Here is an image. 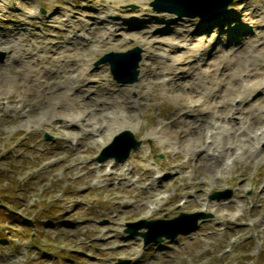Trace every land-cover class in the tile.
Listing matches in <instances>:
<instances>
[{"label": "bare ground", "instance_id": "1", "mask_svg": "<svg viewBox=\"0 0 264 264\" xmlns=\"http://www.w3.org/2000/svg\"><path fill=\"white\" fill-rule=\"evenodd\" d=\"M60 2L63 6L50 10L46 17L32 5L14 7L11 25L0 30V51L6 53V62L0 65V102L6 100L5 113L10 106L14 114L22 115L23 123L47 128L56 134L55 139L64 135L81 145L82 139L104 134L107 140L117 131L130 130L129 125L139 127L138 111L150 102L171 98L173 109L146 136L158 134L155 141L160 148L183 154L186 165L194 163L190 179L202 170L204 177L218 181L240 161L264 165L260 147L264 142V28L260 27L264 0L255 6L235 0L234 8L211 21L150 13L145 6L149 0H91V5L81 9L67 7L68 0ZM126 2L135 3L136 9L120 10L118 5ZM6 9L0 0V18ZM126 25L138 28L130 38L144 46L138 69L141 83L136 89L112 87L107 76L91 67L96 56L128 37L120 32ZM187 26L192 29H184ZM242 28L247 30L241 33ZM135 92L136 98H131ZM110 162L95 168L97 177L133 188L139 178L131 180L132 168L120 163L116 170ZM185 168L179 167L176 176ZM176 176L161 178L172 183ZM243 188L240 183L238 190ZM165 191V185L159 187L132 214L152 216ZM198 191L196 204L213 207ZM119 201V196L113 198V203ZM224 207L233 210L243 208L244 203L217 204L214 210ZM210 222L217 226V217ZM117 226L116 220L105 229L97 224L90 241L100 251L125 249L123 237L116 235ZM67 227L73 231L75 224ZM76 235L74 231L72 236ZM131 253L128 250L124 255ZM113 259L97 262L111 264Z\"/></svg>", "mask_w": 264, "mask_h": 264}, {"label": "rangeland", "instance_id": "2", "mask_svg": "<svg viewBox=\"0 0 264 264\" xmlns=\"http://www.w3.org/2000/svg\"><path fill=\"white\" fill-rule=\"evenodd\" d=\"M3 1L7 13L0 18V30L11 25L13 16L10 13L14 7L28 8L32 5L41 16L46 17L50 10L63 6L60 0ZM90 1L68 0L65 5L70 9H81L91 5ZM151 1L145 6L150 13H155ZM246 3L255 6L258 0H246ZM235 6L233 0L228 9ZM136 7L130 2L118 5L120 10ZM165 14L167 18L171 16ZM260 25L264 28V24ZM184 29L189 31L192 27ZM136 30L137 27L130 25L120 27V32L128 37H122L112 45V49H105L91 65L102 77L107 76V82L112 87L120 85L112 79L108 65L96 66V61L109 52H125L134 47L139 48L142 54L144 46L130 38ZM244 30L242 28L241 33ZM251 30L254 32L253 28ZM5 55L0 51V65L6 62ZM140 83L138 76L135 83L123 86L136 89ZM130 96L136 98V92ZM3 105H6L4 98L0 102V264H92L98 259L111 257H114L111 264L120 260H128L129 264H264V165L255 167L240 161L218 181L204 177L202 170L196 171L194 179H190L194 163L186 165L183 154L160 148L155 141L158 134L146 136L156 127L161 116L173 109L171 98L150 102L138 111L136 120L139 127L129 125L130 130L127 131L140 145L122 162L107 160L115 164L116 170L120 163L132 168L131 180L139 178L133 188L122 182L116 184L117 181L100 179L95 171L99 166L97 156L118 133L126 129L117 131L107 140L103 139L104 134L95 139H82L80 145L73 139H64V135L55 139L56 134L47 128L23 123L22 115L14 114L10 106L5 113L6 106L3 110ZM233 121L238 119L233 118ZM260 147L264 152V142ZM87 163L92 165L85 167ZM183 166H186L184 172L176 176L175 172ZM146 167L151 170H146ZM154 169L158 171L155 173ZM162 175L176 176L175 181L168 182L161 178ZM207 180L209 182L204 184ZM240 183L244 188L238 190ZM201 184H204V189ZM162 185L166 186V191L160 195V203L154 205L152 216L145 218L132 214L133 208L155 195ZM199 189L201 199L214 206L233 202L237 206L244 203V207L233 210L224 207L222 211H215L214 206L200 207L196 204ZM214 193L230 197L216 201L211 198ZM180 194L182 198L178 199ZM118 196L129 205L121 201L113 203V198ZM180 213L203 215L204 218L200 217L193 231L187 234L147 246H144L141 236H130L125 232L126 223L170 220ZM213 217H217V226L210 222ZM192 219L185 217L184 222L187 223L179 227L188 226V221ZM112 220L118 221L116 235L123 237V244L126 245L124 252L100 251L90 241L94 226L98 224L105 229ZM69 223L75 224L73 231L67 227ZM74 231L76 236H72ZM139 231L145 232L146 229ZM155 235L156 230L150 234ZM128 250L132 251V256L125 257Z\"/></svg>", "mask_w": 264, "mask_h": 264}, {"label": "water", "instance_id": "3", "mask_svg": "<svg viewBox=\"0 0 264 264\" xmlns=\"http://www.w3.org/2000/svg\"><path fill=\"white\" fill-rule=\"evenodd\" d=\"M231 2L232 0H154L151 6L153 10L157 12L175 13L178 16L190 18L198 16L201 19H212L222 13ZM140 53L139 48H133L125 53L111 52L99 59L96 65L108 63L113 78L118 83H134L138 75L137 67L140 61ZM139 145L140 142L136 141L129 131H125L118 139H115L113 143L111 142L102 150L100 155L96 158V161L99 163L107 159H114L117 162L124 161L128 157L130 151L137 148ZM229 197V195L223 197L221 193H214L211 196V198L217 201ZM202 216L203 215L190 216L181 214L177 218L169 221H143L136 229L141 227L149 229L148 232L140 234L144 238V244L146 245L151 242H160L162 237L165 239H173L178 234L191 232L195 228L197 220L201 219L200 217ZM185 217H192L193 219L188 222V226L179 227L185 225ZM133 225L134 224H130L128 227ZM154 228L155 230L158 229L159 233L151 237L149 234ZM136 229L131 230L129 228L127 232L131 235H136Z\"/></svg>", "mask_w": 264, "mask_h": 264}, {"label": "trees", "instance_id": "4", "mask_svg": "<svg viewBox=\"0 0 264 264\" xmlns=\"http://www.w3.org/2000/svg\"><path fill=\"white\" fill-rule=\"evenodd\" d=\"M2 174V173H1Z\"/></svg>", "mask_w": 264, "mask_h": 264}]
</instances>
